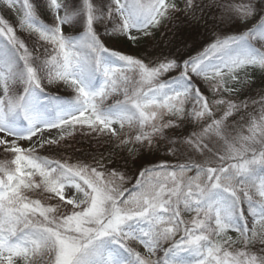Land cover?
<instances>
[{"label":"snow or ice","instance_id":"1","mask_svg":"<svg viewBox=\"0 0 264 264\" xmlns=\"http://www.w3.org/2000/svg\"><path fill=\"white\" fill-rule=\"evenodd\" d=\"M0 264H264V0H0Z\"/></svg>","mask_w":264,"mask_h":264},{"label":"trees","instance_id":"2","mask_svg":"<svg viewBox=\"0 0 264 264\" xmlns=\"http://www.w3.org/2000/svg\"><path fill=\"white\" fill-rule=\"evenodd\" d=\"M77 139H79V137H77Z\"/></svg>","mask_w":264,"mask_h":264}]
</instances>
